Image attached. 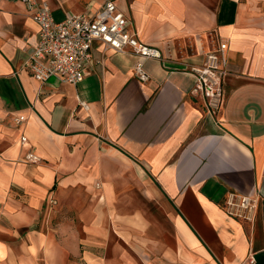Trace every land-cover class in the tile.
Segmentation results:
<instances>
[{"label": "crops", "instance_id": "1", "mask_svg": "<svg viewBox=\"0 0 264 264\" xmlns=\"http://www.w3.org/2000/svg\"><path fill=\"white\" fill-rule=\"evenodd\" d=\"M37 1L61 22L106 0ZM113 1L162 58L95 43L81 83L41 86L38 26L0 0V264H264V0ZM221 43L212 116L185 71ZM230 195L255 201L248 219Z\"/></svg>", "mask_w": 264, "mask_h": 264}, {"label": "built area", "instance_id": "2", "mask_svg": "<svg viewBox=\"0 0 264 264\" xmlns=\"http://www.w3.org/2000/svg\"><path fill=\"white\" fill-rule=\"evenodd\" d=\"M21 2L38 26V41L24 68L41 86L53 78L72 85L81 83L91 70V51L95 43H100L103 51L131 53L142 59L162 58L159 50L138 40L137 34L131 30V22L116 13L113 0H106L93 16L72 15L61 22L54 19L47 3L37 0ZM227 49V43L219 44L217 49L206 55L201 65L191 66L185 71L193 78L194 93L204 101L207 112L212 116H217L223 108ZM134 72L142 83L150 80L143 62L136 64ZM25 121L26 117H19L15 123L21 125ZM21 143L26 144L27 137L23 136ZM26 161L38 163L41 159L35 153H29ZM254 204L252 199H236L230 195L225 208L231 216L248 219Z\"/></svg>", "mask_w": 264, "mask_h": 264}]
</instances>
